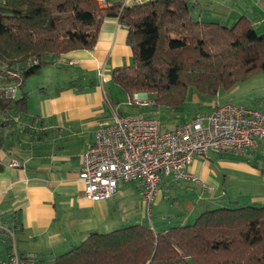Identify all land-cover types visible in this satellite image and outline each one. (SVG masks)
Returning a JSON list of instances; mask_svg holds the SVG:
<instances>
[{
	"label": "trees",
	"instance_id": "obj_1",
	"mask_svg": "<svg viewBox=\"0 0 264 264\" xmlns=\"http://www.w3.org/2000/svg\"><path fill=\"white\" fill-rule=\"evenodd\" d=\"M195 6L190 0L123 7L98 0H0V85L21 89L16 98H0V145L21 156L15 125L24 123L23 132L35 134L25 123L26 80L63 53L93 48L109 16L129 30L132 62L116 67L112 81L130 98L146 91L154 106L174 110L184 106L190 90L215 99L264 71V32L248 16L227 24L195 15ZM6 248L0 264L12 256V244ZM53 264H264V204L206 208L193 222L164 229L133 223L91 232Z\"/></svg>",
	"mask_w": 264,
	"mask_h": 264
},
{
	"label": "crops",
	"instance_id": "obj_2",
	"mask_svg": "<svg viewBox=\"0 0 264 264\" xmlns=\"http://www.w3.org/2000/svg\"><path fill=\"white\" fill-rule=\"evenodd\" d=\"M190 1L196 3L194 14L204 19L212 17L209 9L215 2L229 7L226 0ZM255 2L257 7L249 8L250 16L245 11L238 15L248 16L257 28L264 23V0ZM128 31L117 17H106L93 48L61 54L46 65L55 74L50 81L42 80L34 90H26L30 122L35 117L34 142L29 144L27 158L20 161L0 145V241L5 242L6 249L5 256L0 251V260L7 255L8 243L21 255L34 257L38 264H53L59 254L81 243L91 232L145 223L152 206L156 215L149 224L164 229L195 219L202 211L198 208L201 201L231 202L247 196L254 203L264 204V140L245 152L210 151L206 156H196L187 170L211 190L192 180L164 177L150 205L140 182H122L117 193L104 200H92L84 194V181L79 176L83 154L94 142L98 125L113 119V109L123 114L113 99L119 90L112 84V73L132 62ZM99 71L106 77L102 83ZM249 78H253L255 90L243 96L247 100L228 97L216 100L215 105L232 102L264 108V71ZM188 191L190 198L200 201L184 199L174 212L158 208L166 197L176 201V195ZM229 193L234 196L227 198Z\"/></svg>",
	"mask_w": 264,
	"mask_h": 264
},
{
	"label": "built area",
	"instance_id": "obj_3",
	"mask_svg": "<svg viewBox=\"0 0 264 264\" xmlns=\"http://www.w3.org/2000/svg\"><path fill=\"white\" fill-rule=\"evenodd\" d=\"M98 1L106 6L114 3ZM143 1L120 0L119 3L123 7ZM99 76L101 83L106 81L102 71ZM1 97L16 98L17 87L0 85ZM133 99L141 105L153 102L148 93H134ZM261 140H264V108L224 102L172 129L163 128L157 116L120 114L114 108L113 119L96 128L94 142L83 154L79 176L84 181V194L92 200L111 198L122 182H140L150 205L164 177L192 180L211 190L200 177L187 170L196 156H206L210 151L245 152ZM9 264H37V261L32 256L21 255L13 244Z\"/></svg>",
	"mask_w": 264,
	"mask_h": 264
},
{
	"label": "rangeland",
	"instance_id": "obj_4",
	"mask_svg": "<svg viewBox=\"0 0 264 264\" xmlns=\"http://www.w3.org/2000/svg\"><path fill=\"white\" fill-rule=\"evenodd\" d=\"M226 1L228 2L229 7L233 5L236 8L231 9L229 7H226L220 4L216 5V2H215L213 7H210L209 9V11L213 14V15H210L212 16L210 17V19L223 20L227 24H232L238 18L239 16L238 13L245 11L250 16L249 8L257 7V3L255 2L256 0H226ZM256 29L258 32H264V23L262 25L261 24L257 25ZM47 67L46 65H44L40 73L30 76L26 80V83L23 85V90L24 91L34 90L36 88V85L41 84L40 81L42 80L50 81V79L55 74L52 71H50L49 68ZM252 79L253 78H249L248 80H244L238 83L239 87L234 86L233 88H230L228 90H222L221 92L222 94L217 96L215 99L209 98L208 96L200 94L199 92L195 90H190L187 101L184 104V106L178 109H174V110H171L170 108L165 107V106H158V107L154 106L153 95L146 91H136L134 93H138V92L146 93V94L148 93L149 99H151L153 102L152 103L148 102V104L146 105H141L140 103H136L133 99L134 94L130 98L126 94V92L118 84L114 82H112V84L114 85V87H116L117 91L119 90V95H114L113 99L115 101V104H118L121 107V111L123 112V114L142 113L148 116H157L161 120L163 128L172 129L177 124L194 117L198 113H208L212 111L215 107L219 105V104L215 105L216 100L224 101L228 97L235 98L236 100H239V101L247 100V98L244 99L243 96L249 95L253 92V90H255L254 81ZM20 90L21 89L18 87L17 96L20 95V92H21ZM108 93L111 96V89H108ZM130 100L132 101L131 104H129ZM248 106L255 107L252 104ZM25 123H27L28 126L34 128V122H30L29 117L26 118ZM23 124L24 123L17 122V124L14 127V132H13L14 135L16 136V143H15L16 151H18V153L21 154L20 159H19L20 161H24L27 158L26 154L29 148V144L31 145L34 142V134H32L31 132L30 133L23 132V126H22ZM9 133L10 131H5L4 135L7 137ZM190 193L191 192L188 191V192H184L183 194L181 193L180 195H176L178 196L176 201L173 198L168 199V197H166L161 202L158 208L163 210V212L167 210L174 212L178 210L180 207H182V204L184 203V199L185 200L189 199V201L191 202L198 203L200 200H197L194 197L190 198L189 197ZM228 195L232 196L233 194L232 195L231 193L227 194L226 195L227 198H228ZM249 203H254V202L249 197L245 196L243 197V199H239V201L232 200L231 202L227 199L225 201H214V202L210 201L206 203L205 201H201V204L198 205L199 206L198 208H200V210H204L206 208H212V207L220 206V205L238 206V205H244V204H249ZM254 204H260V203H254ZM148 212L151 215V217H147V219H145L146 224H149L150 220L155 219V215H156L155 206L154 207L152 206L151 208H149ZM193 220L194 219H191L188 222L189 223L193 222ZM0 251H1V255L3 254L5 256L6 249H5L4 241H0Z\"/></svg>",
	"mask_w": 264,
	"mask_h": 264
}]
</instances>
